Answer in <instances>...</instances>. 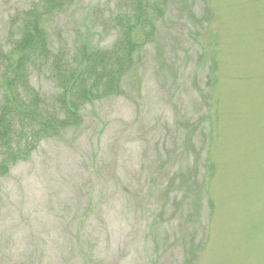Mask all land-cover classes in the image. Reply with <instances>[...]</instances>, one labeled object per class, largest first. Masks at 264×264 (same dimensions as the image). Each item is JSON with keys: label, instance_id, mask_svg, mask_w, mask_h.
I'll list each match as a JSON object with an SVG mask.
<instances>
[{"label": "rangeland", "instance_id": "obj_1", "mask_svg": "<svg viewBox=\"0 0 264 264\" xmlns=\"http://www.w3.org/2000/svg\"><path fill=\"white\" fill-rule=\"evenodd\" d=\"M32 1L0 0V51ZM117 1L78 0L55 47L113 48ZM156 25L122 96L1 179L0 264H264V0H171Z\"/></svg>", "mask_w": 264, "mask_h": 264}, {"label": "trees", "instance_id": "obj_2", "mask_svg": "<svg viewBox=\"0 0 264 264\" xmlns=\"http://www.w3.org/2000/svg\"><path fill=\"white\" fill-rule=\"evenodd\" d=\"M77 1L33 0L11 19L9 51H0V181L42 141L79 128L86 105L124 94L125 77L143 62L171 2L118 0L110 18L117 40L109 50H89L81 41L55 47L48 27ZM37 75L52 84L49 97L32 85Z\"/></svg>", "mask_w": 264, "mask_h": 264}]
</instances>
